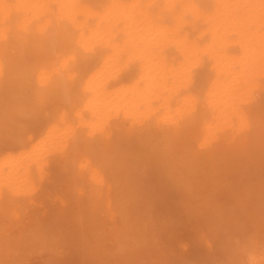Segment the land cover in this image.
<instances>
[{"label":"bare ground","instance_id":"obj_1","mask_svg":"<svg viewBox=\"0 0 264 264\" xmlns=\"http://www.w3.org/2000/svg\"><path fill=\"white\" fill-rule=\"evenodd\" d=\"M0 264H264V0H0Z\"/></svg>","mask_w":264,"mask_h":264}]
</instances>
